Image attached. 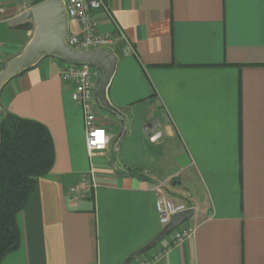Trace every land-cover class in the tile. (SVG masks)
Segmentation results:
<instances>
[{"label":"crops","instance_id":"0c3cea01","mask_svg":"<svg viewBox=\"0 0 264 264\" xmlns=\"http://www.w3.org/2000/svg\"><path fill=\"white\" fill-rule=\"evenodd\" d=\"M106 1L99 31L125 40L90 63L108 136L90 154L75 84L62 76L79 63L67 38L81 24L63 0H3L0 118L46 125L55 162L18 214L20 244L2 264H124L164 227L158 183L195 209L182 224L194 232L170 234L131 264H264V0ZM33 8L35 18L14 24ZM32 43L53 56L7 78Z\"/></svg>","mask_w":264,"mask_h":264},{"label":"trees","instance_id":"16d2710c","mask_svg":"<svg viewBox=\"0 0 264 264\" xmlns=\"http://www.w3.org/2000/svg\"><path fill=\"white\" fill-rule=\"evenodd\" d=\"M0 264L20 244L17 216L55 162L46 125L7 114L0 120Z\"/></svg>","mask_w":264,"mask_h":264},{"label":"built area","instance_id":"2783aa9c","mask_svg":"<svg viewBox=\"0 0 264 264\" xmlns=\"http://www.w3.org/2000/svg\"><path fill=\"white\" fill-rule=\"evenodd\" d=\"M63 1L66 4L68 15L82 26L81 33L72 34L67 38V44L71 48L84 51L112 49L118 41L125 40V36L121 32L117 36H113L99 31L95 12L97 10H109L106 0ZM6 13V5L3 0H0V20ZM97 75L98 71L88 62L69 64L62 71L63 78L75 84L72 97L83 108L86 142L90 154L103 150L108 145L106 129L99 125L97 120V103L95 100V78ZM155 189L159 193L156 208L160 223L163 226L168 224L177 213L191 208L186 203H178L167 197L164 192V183H158ZM193 232V228L181 225L171 233V238L174 242H178L189 237ZM139 264H150V259L145 258Z\"/></svg>","mask_w":264,"mask_h":264},{"label":"water","instance_id":"95a60500","mask_svg":"<svg viewBox=\"0 0 264 264\" xmlns=\"http://www.w3.org/2000/svg\"><path fill=\"white\" fill-rule=\"evenodd\" d=\"M55 1H59V0H55ZM38 9L39 8H33L32 10H27L24 13L20 14L14 20V24L30 21L34 16H36ZM63 9L65 12L64 14H66L65 16L67 17L68 16L67 11L64 7ZM39 47L40 46L35 43L30 44L29 47H27V49L24 50L18 58H16V60L12 61L10 64H8L5 67L4 75L7 78L12 79L13 77L23 74L24 71L34 66H37L48 56H53V55H45L43 57L38 56ZM67 50L78 54V57L75 59H77L79 63L88 62V63L94 64L97 62L96 59L98 58V55H103V54L111 55L112 54V52L109 49H97V51L95 52H91V51L88 52L84 50H76L74 48L67 46ZM27 61H30V65L24 68L21 72H19V74H16L17 68H19L20 65L24 64ZM194 212H195V209L191 207V208H188L187 210L177 213L171 219V221L162 228L159 234L150 243H148L145 247L141 248L140 250L131 254L127 258V260L124 262V264H131L135 259H137L141 255L155 248L166 237H168L175 229H177L182 224H184L186 221H188L194 215Z\"/></svg>","mask_w":264,"mask_h":264}]
</instances>
